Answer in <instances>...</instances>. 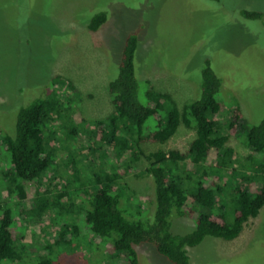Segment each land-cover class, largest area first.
Masks as SVG:
<instances>
[{
	"label": "rangeland",
	"instance_id": "rangeland-1",
	"mask_svg": "<svg viewBox=\"0 0 264 264\" xmlns=\"http://www.w3.org/2000/svg\"><path fill=\"white\" fill-rule=\"evenodd\" d=\"M242 10L264 12V0H0V221L9 214L16 254L1 264H37L47 254L52 264H121L111 239L86 228L88 206L81 198L85 190H94L92 176L105 172L109 147L94 121L112 113L107 83L117 73L130 33L138 37L134 67L139 84L150 80L157 90L170 93L179 108L199 96L201 68L209 61L222 81L218 98L225 109L237 103L243 115L226 142L244 164L239 171L248 174L251 160L256 165L264 161V151L253 153L243 142L247 126L264 116V22L245 19ZM97 11H105L107 19L91 31L87 22ZM67 82L73 90L65 87ZM36 98L57 103L49 115L58 124L44 125L49 162L39 185L45 190L50 184V193L65 190L70 197L58 200L61 209L47 204L38 214L37 206L53 198L36 192L39 179L11 180L13 169L1 139V134H14L17 111ZM227 111L223 115L229 116ZM194 135L180 124L165 143L146 142L141 149L144 154L185 150ZM147 164L139 156L133 171L119 179L125 184L120 208L130 221L154 218L152 182L139 173ZM224 181L229 188L235 179L229 174ZM170 220L174 234L194 228L190 218L171 215ZM66 224L69 241L55 242L57 230ZM133 247L138 264H172L151 244ZM187 254L190 264H264V206L237 237L207 236L188 247Z\"/></svg>",
	"mask_w": 264,
	"mask_h": 264
},
{
	"label": "trees",
	"instance_id": "trees-1",
	"mask_svg": "<svg viewBox=\"0 0 264 264\" xmlns=\"http://www.w3.org/2000/svg\"><path fill=\"white\" fill-rule=\"evenodd\" d=\"M241 15L264 22L263 11L242 10ZM106 19L105 11L92 12L87 27L96 31ZM137 44L135 32L125 37L117 73L107 83L112 113L94 121L109 152L104 155L105 172L92 176L94 190H85L81 198L88 206L84 214L86 228L100 238L111 239V249L114 256H121V264H138L133 245L140 243L153 245L172 264H190L188 247L197 246L207 236L231 240L240 234L249 218L257 216L264 206V161L256 165L251 160L248 174L239 171L244 164L238 162L235 150L226 142L243 115L237 103L225 109L218 98L222 81L209 61L201 68L199 96L179 108L170 93L157 90L150 80L139 84L134 67ZM65 87L73 90L70 82ZM56 105L51 100L34 99L17 111L14 134H1L13 169L12 181H35L46 171L49 159L43 129L46 123L58 128L55 118L49 115ZM224 110H228L229 116L223 115ZM180 124L195 132L185 150L157 149L143 153L142 143L163 144ZM97 133L93 132L96 136ZM243 142L253 153H263L264 116L258 123L247 126ZM139 156L148 161L139 173L150 177L155 197L154 218L150 223L130 221L120 208V192L125 184L121 185L119 179L133 171ZM229 174L235 181L228 188L224 178ZM36 183V192L51 194L49 197L53 199L37 206L35 212L42 213L47 204L48 208L61 209L58 200L67 199L69 193L65 190L50 193V184L43 190L40 179ZM23 195L22 192L19 197ZM171 215L192 219L194 228L184 234L172 233ZM0 222L1 264L16 254L9 214L5 213ZM69 229L70 224L61 225L55 242H68L64 234ZM37 264H52L51 256L45 255Z\"/></svg>",
	"mask_w": 264,
	"mask_h": 264
}]
</instances>
